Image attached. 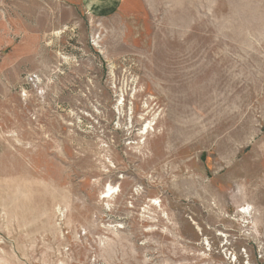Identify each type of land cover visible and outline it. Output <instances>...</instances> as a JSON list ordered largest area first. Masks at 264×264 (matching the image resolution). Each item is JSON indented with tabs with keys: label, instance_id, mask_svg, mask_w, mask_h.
<instances>
[{
	"label": "rangeland",
	"instance_id": "obj_1",
	"mask_svg": "<svg viewBox=\"0 0 264 264\" xmlns=\"http://www.w3.org/2000/svg\"><path fill=\"white\" fill-rule=\"evenodd\" d=\"M0 264H264V0H0Z\"/></svg>",
	"mask_w": 264,
	"mask_h": 264
},
{
	"label": "crops",
	"instance_id": "obj_2",
	"mask_svg": "<svg viewBox=\"0 0 264 264\" xmlns=\"http://www.w3.org/2000/svg\"><path fill=\"white\" fill-rule=\"evenodd\" d=\"M87 10L93 13L109 14L114 12L122 3V0H76Z\"/></svg>",
	"mask_w": 264,
	"mask_h": 264
}]
</instances>
